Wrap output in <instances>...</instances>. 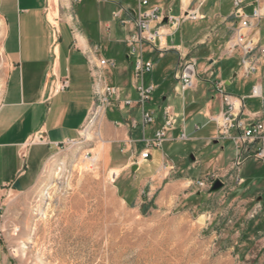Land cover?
Instances as JSON below:
<instances>
[{"label":"rangeland","instance_id":"374dc122","mask_svg":"<svg viewBox=\"0 0 264 264\" xmlns=\"http://www.w3.org/2000/svg\"><path fill=\"white\" fill-rule=\"evenodd\" d=\"M211 30V20L179 25L183 35ZM1 33L0 19V97L8 68ZM113 60L117 69L124 58ZM196 64L199 77L207 76L212 66L203 69L205 60ZM260 69L256 78L226 91L248 95L260 80L264 92ZM156 84L146 109L157 110L162 92L165 105L182 111L183 97L175 95L174 87L167 91L168 82ZM200 84L183 94L197 101L194 111L158 145L167 166L161 165L154 180L139 184L136 169L127 164L137 159L144 143L135 141L137 155L130 157L119 125L105 126L104 111L95 104L81 132L51 151L28 188L1 196L0 239L11 264H264V162L254 157V147L239 155L234 143L212 142L216 125L208 120L205 103L208 94H216L211 88L202 97ZM135 93L129 97L135 99ZM246 108H260V100L249 99ZM141 116L136 104L106 111L108 121L136 122V139L142 138ZM160 119L157 112L146 133ZM216 178L224 187L210 193Z\"/></svg>","mask_w":264,"mask_h":264},{"label":"crops","instance_id":"0c3cea01","mask_svg":"<svg viewBox=\"0 0 264 264\" xmlns=\"http://www.w3.org/2000/svg\"><path fill=\"white\" fill-rule=\"evenodd\" d=\"M242 1V12L250 16L256 0ZM154 9H157V14L161 12L162 17L148 19V32L157 31L158 36L153 42H145L141 47L144 59L150 60L153 65L152 70L145 74L149 75L148 83H145L144 77L143 82L145 86H154L153 92L157 80L168 82L170 86L167 91L172 85L175 95L183 97V105L182 111H177L173 106L165 105L166 96L159 93L160 99L153 115L155 119L159 112L161 119L149 134L145 128L146 137H152L161 127L165 108L176 116L174 124L179 121L183 124L187 120L197 106V101L183 94L199 88L198 82L203 86L202 97H206L204 92L208 94L217 81L224 83L226 91V87L238 81L256 78L260 68L264 74V56L258 58L255 72L247 76L241 66L240 51L232 55L226 53L224 47L238 21L232 16L235 10L233 0H147L146 4H141L140 0H0L1 45L8 65L0 97V198L6 191L21 192L28 188L51 151L66 141H72L81 132L94 107V91L102 85L97 81L98 75H102L105 82L119 90L122 100L131 99L130 92H136V89L127 39L137 30L132 17ZM191 11L197 13L196 20L181 18ZM167 13L181 20L172 24L165 16ZM200 19L211 20L212 30L199 34L179 33L181 21ZM251 20L253 26L249 30L256 46H261L264 44V16ZM122 57L124 61L119 62L117 69L97 67L100 58L119 60ZM203 60L208 63L203 69L212 66L206 72L207 76L201 79L197 71L198 78L193 87L180 91L181 82L174 75L176 70L187 61L196 64ZM64 77L67 78L68 87L64 91H54V82ZM254 85L260 86L264 99L261 81L252 87ZM227 93L245 97L244 108L247 113H264L262 100L254 97L251 90L248 95ZM135 96L131 104L106 108L103 122L105 126L111 123L119 125L117 128L121 140L127 151L131 149L130 157L137 155L135 141L144 143L141 151L146 146L143 129L142 138L136 139L133 136L134 127H138L136 122L132 121L128 126L125 119L108 121L106 111L111 108L119 111L134 104L140 107L136 102L137 92ZM249 99L260 100V108H246ZM205 104L208 105V109L205 107L206 114L210 112L208 120L216 125V133L210 137L212 142L218 138L217 142L233 145L228 136L219 138V126L214 121L217 119L219 122L224 110L220 95L209 97L208 94ZM228 134L231 136L234 133L230 131ZM158 150V147H152L148 158L142 159L138 153L136 160H129L127 165L137 166L135 176L138 184L158 176V170L164 163ZM151 165H154L153 169L149 167ZM124 167L121 165V168ZM117 171L113 169L111 173L117 174ZM11 262L0 239V264Z\"/></svg>","mask_w":264,"mask_h":264},{"label":"built area","instance_id":"2783aa9c","mask_svg":"<svg viewBox=\"0 0 264 264\" xmlns=\"http://www.w3.org/2000/svg\"><path fill=\"white\" fill-rule=\"evenodd\" d=\"M235 4V10L232 13L233 17L238 19L237 24L233 30L231 38L225 45L226 53L232 55L235 51L239 50L241 54V66L245 75H249L255 72L257 68V60L264 56V44L256 46L254 42L253 34L249 30L253 26L252 18L259 19L264 16V0H256L252 8L251 15H245L242 12L244 1L233 0ZM141 4H146L147 0H140ZM154 11L139 12L137 17H132L137 30L130 34L127 39L129 55L132 57L133 66V80L134 86L137 92L136 102L141 107V127H143V140L146 142V146L139 153L140 158H148L150 148L158 147L161 141L166 137L167 133L173 129V124L176 120L174 114H170L169 111L164 109V120L161 127L158 128L152 135V137L145 136V126L154 121L153 112L148 111L144 104L151 100L154 86H145L143 77L146 73L150 72L153 68L150 60H145L141 47L145 42H153L158 36L157 31L148 32L149 25L148 19H157L162 17V13H155ZM172 24H176L181 18H189L192 20L197 19V13L195 11L186 12L181 18L165 15ZM125 20L122 21V23ZM55 30L56 27H53ZM97 67L109 69L115 67L113 59L100 58L98 60ZM175 77L180 80V91L184 92L189 88H192L195 81L198 78L196 64L192 61H187L181 65L175 72ZM98 80L101 82V86L94 91L95 102L99 110H105L111 106L119 107L121 104L126 106L132 103L131 99L122 100L119 96V90L112 84H108L102 78V75H98ZM67 78L56 80L54 82V91H64L68 87ZM224 83L217 81L213 83L215 94L220 95L223 104V113L219 122L214 119L218 124V134L220 138L229 137L236 145L237 154L241 155L248 153L250 147H254V157L264 162V113L249 112L247 113L244 108L245 97L232 95L227 93L224 89ZM251 93L254 97L262 100L261 107H264V99L260 86L254 85L251 89ZM233 131V135L229 136V132ZM251 157L248 156L247 158ZM163 167L167 164L164 162ZM170 166V164H168ZM242 181V179L240 178ZM203 186V183H200Z\"/></svg>","mask_w":264,"mask_h":264},{"label":"water","instance_id":"95a60500","mask_svg":"<svg viewBox=\"0 0 264 264\" xmlns=\"http://www.w3.org/2000/svg\"><path fill=\"white\" fill-rule=\"evenodd\" d=\"M216 142H217V140L214 141V143H216ZM189 156H190L191 161H193L195 159L193 155L190 154ZM136 167L137 166L135 164L132 165L131 170L134 171L136 169ZM223 185H224V182L222 180L216 178L209 184L210 187H209L208 191L210 193L220 191L224 187ZM144 208L145 207H143L142 212L144 211Z\"/></svg>","mask_w":264,"mask_h":264},{"label":"bare ground","instance_id":"6f19581e","mask_svg":"<svg viewBox=\"0 0 264 264\" xmlns=\"http://www.w3.org/2000/svg\"><path fill=\"white\" fill-rule=\"evenodd\" d=\"M51 20V19H50ZM52 21V20H51ZM53 22V21H52ZM92 161H94V159H92ZM113 173V172H112Z\"/></svg>","mask_w":264,"mask_h":264}]
</instances>
